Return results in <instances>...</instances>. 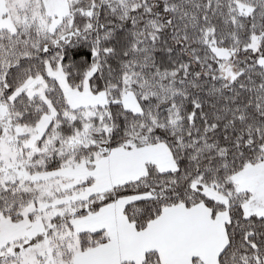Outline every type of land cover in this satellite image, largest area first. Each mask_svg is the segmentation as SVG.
Segmentation results:
<instances>
[{"label": "snow or ice", "instance_id": "6c2138e0", "mask_svg": "<svg viewBox=\"0 0 264 264\" xmlns=\"http://www.w3.org/2000/svg\"><path fill=\"white\" fill-rule=\"evenodd\" d=\"M0 264H264V0H0Z\"/></svg>", "mask_w": 264, "mask_h": 264}]
</instances>
